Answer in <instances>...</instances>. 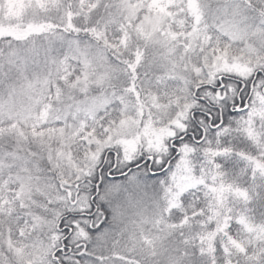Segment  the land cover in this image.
<instances>
[{"label":"snow or ice","instance_id":"1","mask_svg":"<svg viewBox=\"0 0 264 264\" xmlns=\"http://www.w3.org/2000/svg\"><path fill=\"white\" fill-rule=\"evenodd\" d=\"M0 264H264V0H0Z\"/></svg>","mask_w":264,"mask_h":264}]
</instances>
